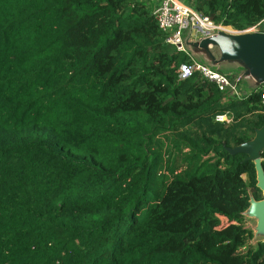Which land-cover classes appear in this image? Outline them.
Returning a JSON list of instances; mask_svg holds the SVG:
<instances>
[{
    "label": "trees",
    "instance_id": "1",
    "mask_svg": "<svg viewBox=\"0 0 264 264\" xmlns=\"http://www.w3.org/2000/svg\"><path fill=\"white\" fill-rule=\"evenodd\" d=\"M181 1L264 22V0ZM188 62L145 0H0V264H264L255 164L234 152L261 92L180 80Z\"/></svg>",
    "mask_w": 264,
    "mask_h": 264
},
{
    "label": "built area",
    "instance_id": "2",
    "mask_svg": "<svg viewBox=\"0 0 264 264\" xmlns=\"http://www.w3.org/2000/svg\"><path fill=\"white\" fill-rule=\"evenodd\" d=\"M150 7L158 29L164 35L165 44L176 51L187 53L184 48L183 36L186 32L204 38L216 31H223V27L215 25L207 17L196 13L191 7L181 0H145ZM246 31L264 34V22ZM244 31V32H246ZM180 80L197 76L200 80L213 85L217 91L232 100L240 101L245 94L243 82L253 80L249 73L227 76L220 74L207 66L195 62L190 57V62L181 65L178 70ZM255 91L261 92V103L264 105V82L257 83ZM225 118L219 116L217 122H223Z\"/></svg>",
    "mask_w": 264,
    "mask_h": 264
},
{
    "label": "crops",
    "instance_id": "3",
    "mask_svg": "<svg viewBox=\"0 0 264 264\" xmlns=\"http://www.w3.org/2000/svg\"><path fill=\"white\" fill-rule=\"evenodd\" d=\"M234 33H239L233 31L231 28H224L223 31L216 32V34L211 39V44L214 46V49L218 52V59L213 60L212 62L208 61L209 58L201 56L202 62L210 64L211 68L215 70L223 67L228 70H234L231 73H237L242 71V73H249L253 80H247L243 82V91L244 93H250L255 91L257 83L261 84L264 82V56L257 51L251 50L249 52L240 51L237 54L232 52L233 40L237 38H231ZM242 34H247L242 37L247 36H256L257 34L252 31L242 32ZM225 35V36H224ZM228 36V37H226ZM185 37V40H184ZM200 37V38H199ZM241 38V37H239ZM205 40L201 39V36L193 35L190 32H186L183 36L184 48L188 55L197 60L200 58L199 52L204 51V42ZM236 54V55H235ZM207 56L208 54L205 53ZM211 57V54L209 55ZM206 65V64H205ZM209 66V65H208ZM236 68H235V67ZM221 74L231 76L232 74H226L221 71Z\"/></svg>",
    "mask_w": 264,
    "mask_h": 264
},
{
    "label": "rangeland",
    "instance_id": "4",
    "mask_svg": "<svg viewBox=\"0 0 264 264\" xmlns=\"http://www.w3.org/2000/svg\"><path fill=\"white\" fill-rule=\"evenodd\" d=\"M216 32H220V31H216ZM216 32L211 33L210 37H208V38L201 37L202 40H205L203 43H204V47L206 50H205V52L204 51L199 52L200 58H197V60H195V59H193V60L195 62L201 64V65L207 66L208 68H210V69H212V70H214L220 74L222 73L221 71H223L224 73L230 75V73L234 70L225 69L224 64H222L223 67L220 68L222 70L218 71V70H215L214 68H211L210 64L204 63L201 61L202 60L201 56H205V57L209 58L208 61H210V62L218 59V52L215 50L216 48L214 49V46L211 44V39L216 34ZM254 33H256V32H254ZM245 35H247V34H242V32L234 33L232 36L229 37V40L231 38L235 39V38H239V37H242ZM226 37H228V36H226ZM184 40H185V37H184ZM205 53H207L208 55L210 53L211 57L208 55L206 56ZM241 73H242V71L237 72V73H231L232 74L231 76L239 75ZM223 117L225 118V120H223V123L224 122L225 123L230 122V120L227 118V116H223ZM191 130H193V132L194 131L195 132H201L203 130V126L196 124L191 128ZM262 194H264L263 191H262ZM244 220H245L246 229H248L251 233L250 234V244L255 245L257 242L264 241V196H263L262 201H260V202H257V203L251 202L249 208L244 213Z\"/></svg>",
    "mask_w": 264,
    "mask_h": 264
},
{
    "label": "water",
    "instance_id": "5",
    "mask_svg": "<svg viewBox=\"0 0 264 264\" xmlns=\"http://www.w3.org/2000/svg\"><path fill=\"white\" fill-rule=\"evenodd\" d=\"M231 50L236 54L240 51L249 52L251 50H254L264 56V34L237 38L233 40V46ZM263 149L264 126L256 132L254 139L251 142L234 149L235 153L244 154L247 157V160H251L255 164L257 187L261 192H264V174L260 167V153Z\"/></svg>",
    "mask_w": 264,
    "mask_h": 264
},
{
    "label": "bare ground",
    "instance_id": "6",
    "mask_svg": "<svg viewBox=\"0 0 264 264\" xmlns=\"http://www.w3.org/2000/svg\"><path fill=\"white\" fill-rule=\"evenodd\" d=\"M256 164H258V163H256ZM263 196H264V194H263Z\"/></svg>",
    "mask_w": 264,
    "mask_h": 264
}]
</instances>
